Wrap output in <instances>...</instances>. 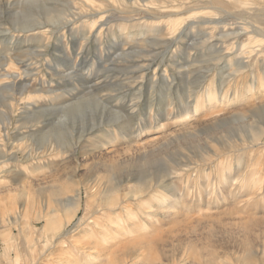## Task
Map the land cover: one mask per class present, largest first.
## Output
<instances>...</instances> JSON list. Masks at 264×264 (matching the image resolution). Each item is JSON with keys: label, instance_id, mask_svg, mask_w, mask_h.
I'll return each mask as SVG.
<instances>
[{"label": "rangeland", "instance_id": "rangeland-1", "mask_svg": "<svg viewBox=\"0 0 264 264\" xmlns=\"http://www.w3.org/2000/svg\"><path fill=\"white\" fill-rule=\"evenodd\" d=\"M5 1L0 264H264V0Z\"/></svg>", "mask_w": 264, "mask_h": 264}, {"label": "bare ground", "instance_id": "bare-ground-1", "mask_svg": "<svg viewBox=\"0 0 264 264\" xmlns=\"http://www.w3.org/2000/svg\"><path fill=\"white\" fill-rule=\"evenodd\" d=\"M33 2H39V1H33ZM2 5H5V6H7L8 8H11V6L13 5L12 3H11V0H6L5 1V3H2ZM27 5V4H26ZM1 7V6H0ZM78 8V7H77ZM15 9V8H14ZM80 12V11H79ZM79 12H78V14H79ZM64 15H62V17H63ZM65 18V17H64ZM195 19V18H194ZM47 22H49V24H51V22H52V24H54L55 22L52 20V21H47ZM214 23V22H213ZM2 24V23H1ZM44 25H45V22H36L34 25H32L30 28H28L27 30H32V29H35V28H37V27H39V26H43L44 27ZM48 25V24H47ZM20 26V25H19ZM182 27V26H181ZM40 32V31H39ZM7 33H9V32H7ZM43 33V32H42ZM46 33V32H45ZM38 57V56H37ZM220 57V56H219ZM218 59V58H217ZM145 63V62H144ZM175 64V63H174ZM150 65V64H149ZM195 65V64H194ZM139 66V65H138ZM143 67H146V65L144 64L143 65ZM243 67V65H242V63L239 65V68L238 69H241ZM179 68H182V67H179ZM141 69V68H140ZM148 69V68H147ZM211 69V68H210ZM8 70V69H7ZM151 70V69H150ZM241 71V70H240ZM178 73H180V74H182V72L181 71H179ZM166 74V73H165ZM18 74L14 71V72H10V70H9V72L8 73H5L4 74V76H6V77H11V76H17ZM143 75V74H142ZM157 75V74H156ZM229 76V75H228ZM163 77V76H162ZM201 77H202V75H201ZM203 77H205V76H203ZM158 78V77H157ZM156 77L154 78V80L152 81V80H149V81H152V86H151V92H153V89L155 88L154 87V85L155 84H157V82H158V79H157ZM162 80V79H161ZM163 81V80H162ZM163 82H165V81H163ZM7 84V86L10 84V83H6ZM6 84H5V86H6ZM13 85H15V84H13ZM171 85H173V84H171ZM11 87V86H10ZM16 87V86H15ZM22 87V86H21ZM171 87V86H170ZM12 88H14V87H12ZM20 88V87H19ZM140 89V88H139ZM11 90V89H10ZM170 90V89H169ZM9 91V90H8ZM184 91V90H183ZM10 92H13V90L12 91H10ZM151 92H150V94H151ZM171 92V91H170ZM18 93H20V94H22L23 93V90H20ZM154 94V93H153ZM152 94V95H153ZM195 94V93H194ZM8 95H9V98L10 99H12V98H15L14 97V95L13 94H10V93H8ZM158 96V95H157ZM169 96L171 97V94L169 93ZM5 99H6V97H4ZM7 98H8V96H7ZM151 99H152V97H151ZM172 100V99H171ZM12 101V100H11ZM79 101V100H78ZM13 102V101H12ZM78 103H80V102H77V103H75L74 105H77ZM171 103H172V101H171ZM29 105H33V103H29ZM35 105V104H34ZM73 105V106H74ZM71 108V107H70ZM150 108V107H149ZM132 109V108H131ZM28 110H32V109H29L28 107H27V109L25 110V111H23V113H21V115H19L18 117H20V119L18 118V120H23V119H29L26 115L27 114H25V117H24V113H26ZM37 109H35V111H36ZM157 110V109H156ZM76 111H78V110H76ZM259 111H264V106H262V107H259ZM38 112V111H37ZM78 113V112H77ZM80 113V112H79ZM81 114V113H80ZM36 116V115H35ZM234 118H237L236 116H233ZM62 119V118H61ZM11 118L7 115V114H5V116H4V118L0 121V125L3 127V128H8L7 126H9L10 124H11ZM125 127V126H124ZM1 129V128H0ZM19 129V128H18ZM99 129V128H98ZM1 131V130H0ZM95 131V130H94ZM131 132H133V131H131ZM121 133H123V132H121ZM1 134V133H0ZM262 134V130H258L257 132H255L254 134L252 133L251 134V136H250V138H251V140L252 141H256V140H258V137L260 136ZM248 144V143H247ZM176 168V167H175ZM169 175V172H163L162 174H161V177L164 179L166 176H168ZM148 177V176H147ZM139 180V182H140V186L138 187V189L135 191L136 193H139V192H141V191H143V190H145L146 189V186H147V184H148V180L146 181L145 179H141V178H139L138 179ZM147 182V183H146ZM254 182V181H253ZM150 183V182H149ZM256 183V182H255ZM262 183V182H261ZM51 224H53V223H51ZM53 225H55V224H53Z\"/></svg>", "mask_w": 264, "mask_h": 264}]
</instances>
